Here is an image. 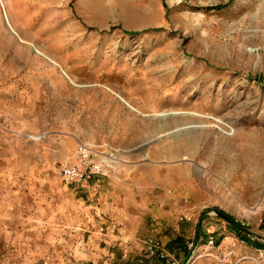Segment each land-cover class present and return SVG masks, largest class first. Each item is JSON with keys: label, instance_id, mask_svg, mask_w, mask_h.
<instances>
[{"label": "rangeland", "instance_id": "374dc122", "mask_svg": "<svg viewBox=\"0 0 264 264\" xmlns=\"http://www.w3.org/2000/svg\"><path fill=\"white\" fill-rule=\"evenodd\" d=\"M78 141L121 160L71 187L106 196L116 236L130 194V241L181 264H264V0H0V264H113L93 227L79 247L81 229L30 197ZM11 182L27 184L21 207ZM140 252L128 264H148Z\"/></svg>", "mask_w": 264, "mask_h": 264}, {"label": "crops", "instance_id": "0c3cea01", "mask_svg": "<svg viewBox=\"0 0 264 264\" xmlns=\"http://www.w3.org/2000/svg\"><path fill=\"white\" fill-rule=\"evenodd\" d=\"M69 148V147H68ZM64 149V148H63ZM77 149V148H76ZM65 150V149H64ZM77 157V153L73 157L72 161L75 162ZM65 164V163H64ZM63 164V165H64ZM103 179H111L110 176L107 177H96L93 176L84 182H65L61 179L59 172L58 173H50L45 180L42 179L41 182L38 183L39 187L35 194H31V199L36 202L37 206L43 205V201L45 204H49L52 206L55 219L54 222L60 223L64 228H78L81 229L77 231L76 235L79 238L78 246H85V232L90 230L92 227L93 230L91 235V240L88 242V247L91 249H97L98 246L104 241L106 242V246L109 248H113V264L117 259L116 256L120 255L121 264H128V259L136 254L135 252H140V256L146 252L147 249V241L144 240L143 243H139L137 241H130L128 238L135 233L136 226L141 221L140 218H133L126 216V212L129 211V205L133 204V198L130 194H126V199L123 204H118V207H123L125 209V214L117 215L116 217L120 222L129 223L130 227L127 231H124L123 238H120L115 233V225H113V219L107 221L110 223L109 226H102L101 224V212L102 210L111 212L113 216V205L107 203L106 196H102L99 194L94 195L92 197L91 203L88 204L86 201L85 190H81L83 194H80L79 191H75L71 189V187H89L90 183H97ZM27 188V184H22L20 182H11L8 183L5 189L7 190V197H11L13 199V205H19L17 207H21L22 204V194ZM46 188L45 191H48L46 198L43 200L41 196L42 189ZM73 190V192H71ZM31 201V200H30ZM32 202V201H31ZM10 203V202H9ZM33 203V202H32ZM11 204V203H10ZM16 208V206H14ZM15 210H9V216L14 213ZM159 214V213H158ZM129 215V214H128ZM162 215V214H161ZM61 221V222H59ZM107 225V224H106ZM103 227H106L104 230ZM87 228V229H86ZM102 232V233H100ZM180 237L177 238L179 240ZM164 247V243H161ZM165 249V247H164ZM152 259L148 260V264H160L161 261L158 257H151Z\"/></svg>", "mask_w": 264, "mask_h": 264}, {"label": "built area", "instance_id": "2783aa9c", "mask_svg": "<svg viewBox=\"0 0 264 264\" xmlns=\"http://www.w3.org/2000/svg\"><path fill=\"white\" fill-rule=\"evenodd\" d=\"M100 147L95 143L78 141L76 161L65 163L60 167L59 175L61 179L65 182H84L93 176L107 177L113 175L121 160L115 152L110 151L107 153ZM207 244L211 247L215 245L213 235L209 236ZM145 256H156L160 259L161 264H181L164 249L160 241L154 238L148 239ZM191 261L192 256L186 258L182 264H189Z\"/></svg>", "mask_w": 264, "mask_h": 264}, {"label": "bare ground", "instance_id": "6f19581e", "mask_svg": "<svg viewBox=\"0 0 264 264\" xmlns=\"http://www.w3.org/2000/svg\"><path fill=\"white\" fill-rule=\"evenodd\" d=\"M165 115H167V114L165 113Z\"/></svg>", "mask_w": 264, "mask_h": 264}]
</instances>
